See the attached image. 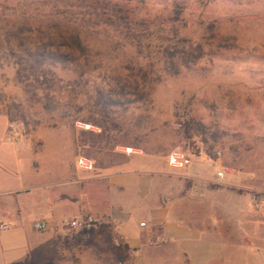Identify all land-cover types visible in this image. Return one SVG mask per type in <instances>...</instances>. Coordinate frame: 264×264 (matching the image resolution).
Listing matches in <instances>:
<instances>
[{
  "label": "rangeland",
  "instance_id": "rangeland-1",
  "mask_svg": "<svg viewBox=\"0 0 264 264\" xmlns=\"http://www.w3.org/2000/svg\"><path fill=\"white\" fill-rule=\"evenodd\" d=\"M1 2L0 18L24 23L30 47L62 61L49 67L48 90L25 88L0 50L6 139L45 155L24 153L26 167L126 147L199 156L222 175L210 186L224 189L223 233L242 249L222 264H264L252 255H264V0ZM238 208V228L227 227ZM63 229L69 252L98 239L93 225ZM105 244L110 254L95 246L97 259L124 261Z\"/></svg>",
  "mask_w": 264,
  "mask_h": 264
},
{
  "label": "crops",
  "instance_id": "crops-1",
  "mask_svg": "<svg viewBox=\"0 0 264 264\" xmlns=\"http://www.w3.org/2000/svg\"><path fill=\"white\" fill-rule=\"evenodd\" d=\"M7 124L0 117V223L9 225L0 231V264H110L95 256V246L110 254V241L125 257L111 264H222L235 243L242 250L233 233L227 239L223 233L218 210H225V191L210 186L219 185L220 172L199 156L177 155L187 162L169 165L170 156L126 147L99 157H58L56 166L34 160L26 167L24 153L45 155L6 139ZM81 159L84 166L77 164ZM239 210L227 227L238 228ZM63 217L92 220L99 229L95 246L67 251ZM34 221L47 222L48 229L33 230ZM252 255L264 261L260 251Z\"/></svg>",
  "mask_w": 264,
  "mask_h": 264
},
{
  "label": "trees",
  "instance_id": "trees-1",
  "mask_svg": "<svg viewBox=\"0 0 264 264\" xmlns=\"http://www.w3.org/2000/svg\"><path fill=\"white\" fill-rule=\"evenodd\" d=\"M0 6L2 12L6 11L5 2H1ZM24 26V23L6 21L0 18V50L4 52L2 54L4 57L9 56L13 64L16 65L15 79L19 83L23 84L25 88H29L32 82H36L44 90H48L51 86V81L46 79V74L50 72V66L62 62L61 57H55L45 52L44 48L42 50L41 47H30L31 45L26 42L27 37L23 35ZM14 43L16 49L13 48ZM40 80L41 82H39ZM8 120L13 122L9 115ZM188 130L189 127L185 132L187 133Z\"/></svg>",
  "mask_w": 264,
  "mask_h": 264
},
{
  "label": "built area",
  "instance_id": "built-area-1",
  "mask_svg": "<svg viewBox=\"0 0 264 264\" xmlns=\"http://www.w3.org/2000/svg\"><path fill=\"white\" fill-rule=\"evenodd\" d=\"M8 138H11L8 136ZM127 153H130L132 150L131 149H126L125 150ZM182 156L178 157L177 155H172L170 156L169 159V165H182L184 162H187L186 159H184ZM83 159L78 160L77 164L79 166H84L83 163ZM220 176H222L220 174ZM91 225H93V221L90 219H86L83 221H77V220H73L67 217H63L60 219L59 221V226L61 228H69V229H75L77 227H90ZM141 226H144V223H141ZM9 229V225L5 224V223H0V231H5ZM32 229L35 231H46L48 229V224L45 221H34L32 223ZM115 244H117V242H115Z\"/></svg>",
  "mask_w": 264,
  "mask_h": 264
}]
</instances>
